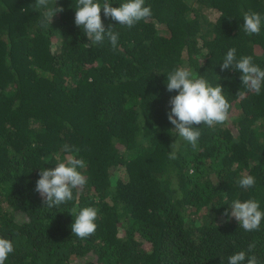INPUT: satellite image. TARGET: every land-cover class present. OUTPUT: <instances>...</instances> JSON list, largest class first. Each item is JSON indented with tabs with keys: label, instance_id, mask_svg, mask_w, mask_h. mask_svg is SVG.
<instances>
[{
	"label": "trees",
	"instance_id": "1",
	"mask_svg": "<svg viewBox=\"0 0 264 264\" xmlns=\"http://www.w3.org/2000/svg\"><path fill=\"white\" fill-rule=\"evenodd\" d=\"M76 2L49 0L64 11L41 28L35 0H0V237L14 247L5 264H227L242 250L264 264V220L246 232L223 215L237 198L264 211V85L256 94L220 70L230 48L264 69V22L259 35L243 31L245 12L264 17V0H145L152 15L132 28L101 10L116 49L107 38L86 46ZM179 67L220 84L230 104L224 124L197 126L195 151L167 119L177 93L166 76ZM64 145L79 149L87 182L49 209L35 184L66 161ZM243 175L255 186L241 188ZM84 207L98 209L97 228L81 239L69 212Z\"/></svg>",
	"mask_w": 264,
	"mask_h": 264
},
{
	"label": "clouds",
	"instance_id": "2",
	"mask_svg": "<svg viewBox=\"0 0 264 264\" xmlns=\"http://www.w3.org/2000/svg\"><path fill=\"white\" fill-rule=\"evenodd\" d=\"M56 0H54V5ZM34 7L45 9L39 20L41 28H47L56 13L63 12V7H49V0H35ZM74 24L82 29L91 47L94 44H102L107 38L112 49H116L119 33L113 31L109 26L105 29L101 19V10L105 18H111L119 25L132 28L135 24L151 17L150 6H145V0H124L119 7H112L109 0H77L74 7ZM262 17L258 12L247 11L243 14V31L247 35H259L261 31ZM236 49L230 48L220 70H235L240 74L241 83L256 94H260L264 85V69L252 62L251 56L236 57ZM166 90L175 91L177 94L170 98V112L167 113L168 121L174 125V131L183 140L188 142L192 149H197V142L201 135L199 125L204 124L212 127L216 124H224L228 120L230 104L223 94L220 84L211 86L201 75L187 67H179L167 74ZM175 143V142H174ZM174 143L171 145L174 146ZM64 152L68 153L65 162H60L54 168H43L39 171V179L35 184V191L42 198L43 206L49 209L57 208L73 200V190L83 189L86 184V177L79 169H84L86 163L82 158H76L73 153L79 149L63 146ZM170 159H176L174 151L169 153ZM243 189H250L255 186L256 179L252 175H243L239 181ZM229 204L231 212L226 209L223 215L227 218H235L246 232L258 231L261 221L264 220V211L254 198L246 200L234 199ZM73 219L71 224L72 235L78 238H88L95 233V223L98 216V209L84 207L77 210L73 208L69 212ZM255 243H249L247 252H252ZM14 251L10 239L0 237V264H5L9 254ZM259 264L255 255L248 256L245 251L232 253L227 257V264Z\"/></svg>",
	"mask_w": 264,
	"mask_h": 264
},
{
	"label": "rangeland",
	"instance_id": "3",
	"mask_svg": "<svg viewBox=\"0 0 264 264\" xmlns=\"http://www.w3.org/2000/svg\"><path fill=\"white\" fill-rule=\"evenodd\" d=\"M204 14H205V18L210 21V22H213L214 20H216L217 18V14L213 11V10H204L203 11ZM93 258L92 257H89V258H85L83 259L82 261H77L76 259L72 260V264H79L81 262H86V261H92Z\"/></svg>",
	"mask_w": 264,
	"mask_h": 264
}]
</instances>
